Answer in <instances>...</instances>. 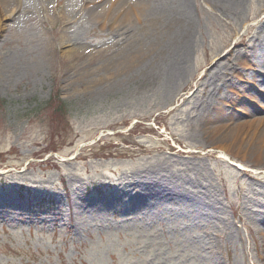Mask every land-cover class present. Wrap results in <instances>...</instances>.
<instances>
[{
  "label": "rangeland",
  "instance_id": "374dc122",
  "mask_svg": "<svg viewBox=\"0 0 264 264\" xmlns=\"http://www.w3.org/2000/svg\"><path fill=\"white\" fill-rule=\"evenodd\" d=\"M182 4L0 0V264H264V138L206 130L264 118V0H189L178 75L125 60Z\"/></svg>",
  "mask_w": 264,
  "mask_h": 264
},
{
  "label": "bare ground",
  "instance_id": "6f19581e",
  "mask_svg": "<svg viewBox=\"0 0 264 264\" xmlns=\"http://www.w3.org/2000/svg\"><path fill=\"white\" fill-rule=\"evenodd\" d=\"M188 1L189 0H183L182 7L179 9L177 13L169 15L160 31H157L156 33L150 35L143 43L142 45L129 53L128 59L125 60H151L154 56H164V60H168V73L170 74V77H172L175 74H179L180 69L182 68L183 61L187 58L189 49L192 44V37H193V19L191 17V13L188 7ZM220 2H225L231 4L233 7H238L241 4L242 0H218ZM145 6H148L149 3L145 2ZM139 11V12H138ZM140 9H137L133 5L129 6L128 10L124 12L122 10L118 14L115 12L114 19L119 21V17L122 14L124 16V19H128L131 14H136L138 17ZM105 15H111L109 12H106ZM6 16L1 15L0 16V30L2 28V20ZM137 18V17H136ZM264 21L262 24H260V28H263ZM264 35V34H262ZM261 34L258 35V41L261 42V38L263 37ZM262 36V37H261ZM63 44V43H62ZM64 46V52L68 53L69 47L67 45ZM238 57V55H236ZM246 59L248 60V63L257 66V63L253 60H249V57L246 56ZM255 83H250L249 87L251 88V85H254ZM233 86V85H232ZM250 90V89H249ZM245 90V87H230L229 91L225 92V96H219L218 98H223L222 101L228 102L231 106H238L241 105V99L244 97H251L250 91ZM229 94V98L232 101H226L227 94ZM216 103V101H215ZM233 104V105H232ZM219 107H216L211 112L209 118L212 120L213 116L214 118H217L221 112V109H217ZM241 108V107H239ZM235 110L234 108H232ZM232 116H234L232 114ZM215 122V121H213ZM210 123V125L214 123ZM239 122V121H238ZM219 129H214L213 127H208L206 130H209V139L211 143V147L214 149H217L219 155L222 157H229L231 154V150L234 147L235 142H237V135L239 134H245L248 135H254L255 133L260 135V137L264 138V118H259L257 121L249 120L246 123H237L235 126H229V129L227 131H222V126L218 127ZM252 138H249L248 142H252ZM242 141V140H241ZM247 142V143H248ZM261 147H263L261 145ZM238 152V151H234ZM259 152V149L257 150V153ZM240 157L244 156L245 149L240 150ZM166 194L174 193L173 191H166ZM263 249H264V239L261 241Z\"/></svg>",
  "mask_w": 264,
  "mask_h": 264
},
{
  "label": "trees",
  "instance_id": "16d2710c",
  "mask_svg": "<svg viewBox=\"0 0 264 264\" xmlns=\"http://www.w3.org/2000/svg\"><path fill=\"white\" fill-rule=\"evenodd\" d=\"M56 95L52 96L50 98V100L47 102L46 106L47 108H44L45 110H47L48 112L51 113V116H55L57 117V120H59V122H61V118L65 115L64 113V106L65 104H63L61 101L58 100V102H56ZM45 106V107H46ZM62 126L64 128V126L66 125L65 123L61 122ZM142 126V125H141ZM51 151H56V149H51Z\"/></svg>",
  "mask_w": 264,
  "mask_h": 264
}]
</instances>
